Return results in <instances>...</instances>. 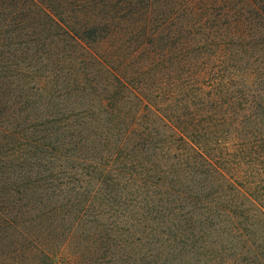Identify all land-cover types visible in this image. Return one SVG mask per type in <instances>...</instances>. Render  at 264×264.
<instances>
[{"label": "rangeland", "instance_id": "rangeland-1", "mask_svg": "<svg viewBox=\"0 0 264 264\" xmlns=\"http://www.w3.org/2000/svg\"><path fill=\"white\" fill-rule=\"evenodd\" d=\"M122 2L126 3L125 0H25L27 7L23 13L17 11L19 14H14L17 10L15 1L0 0V100L11 97L9 105H14L18 101L17 84L30 82V75L18 72L30 60L27 49L32 40V25L25 19L28 13L30 16L29 8L35 9L36 5L37 9L66 25L70 32L74 29L76 34L102 17V12ZM136 3L131 21L119 20L112 30L101 27L96 41L76 42L68 39L61 30L53 31L46 40L48 47L43 50L40 46L37 49L42 51L40 56L49 60L50 68L46 72H55L65 85L80 75L82 78L88 75L86 81L94 83L92 71L102 67L107 69L104 82L108 81L112 86L116 85L115 74L130 79L128 83L132 84L133 89L142 84L153 89L151 100L154 106L158 102L165 105L171 102L176 106L182 103L185 97L178 94V88L184 83L189 93H203L202 100L192 102L194 108L200 103L210 105L208 99L216 97L213 90H208L212 85L216 86L232 73L245 71L244 62L248 58L251 60L253 54H264V0H137ZM149 4L152 5L146 15L144 11ZM123 5V10H118L119 6L115 8L116 16L122 13L118 17H123L128 13L127 10L124 12L128 5ZM4 23L6 27L2 26ZM39 23L48 24L47 19ZM250 31L251 34L259 32L261 36L253 40L248 37ZM230 34L235 37L232 38ZM144 35H151L154 42L144 47L143 43L149 41ZM209 35L220 36L223 47L208 40ZM180 43L187 45L181 51L177 50ZM176 53H181L182 57ZM87 55L100 59L102 63L97 62L100 66L95 63L93 68L92 63L84 60ZM18 60L22 64H18ZM54 63L60 67L57 68L59 73L56 66H51ZM40 75L43 78L37 75L38 82L49 77L48 74ZM8 76L10 78L6 82ZM54 79H51L52 82ZM49 82L51 86L52 82ZM193 84L196 87L190 89ZM58 93H55V100L59 101L60 107L56 110L60 112H53L56 121L72 117L71 122L77 123L84 117L92 119L101 114L99 117L111 119L118 115L111 109L100 110L101 113L86 110L87 104L92 102L83 99L79 93L63 90ZM95 94L90 97L94 98V106L103 99L109 107H113L121 102L124 91L119 87ZM29 108L19 105L14 110L22 118L27 115L39 117L40 113H29ZM156 109H159L158 106ZM107 112L110 116L105 114ZM118 112L125 116V122H130L127 111ZM9 113L12 110L1 106L0 118H5ZM188 113L191 112L185 110L179 115L188 116ZM111 122L117 128V123ZM22 128L8 134L13 137L3 140L7 142L0 145V264H264V243L256 240L264 235V227L255 228L254 231L241 226L238 230L241 238L236 234L230 235L226 229L228 226L224 227L221 223L220 233L209 232L208 227L196 228L193 232L189 224L182 229L175 227L171 229L173 231L162 229L161 232L158 224H155L159 217H153L154 220L145 222L140 228L133 224L129 216L119 213L120 209L109 210L106 206H112L100 200L109 190L107 179L110 178L109 173H104L106 166L103 162L101 174H89L91 165L80 157L74 163L68 161L64 164L69 171L65 177H61L63 181L52 180L48 175L33 178L30 176L33 143L28 142L25 136L28 132H24V129L29 131L30 123L27 121ZM98 128L104 135H112L113 131H107L108 128ZM217 138L220 139V136ZM214 142L212 140L208 146L211 156H215L218 149V145L212 144ZM226 142L229 144L227 150L236 153L233 142ZM70 152L65 148L61 156L70 155ZM172 153L181 154L172 148L168 155L170 158H166L169 164L176 162L171 160ZM258 169L264 171V167L254 168ZM249 171L245 169L246 174ZM71 174H75V177L70 178ZM198 180L201 179L196 178V182ZM245 181L236 184L251 200L264 198V172L259 176L251 174ZM95 188L97 193L93 200L89 198V191ZM231 195V192L226 194ZM123 197L128 199L125 201L129 205L131 196L126 192ZM74 200L80 203V208L72 210L71 202ZM260 205H264V200ZM131 211L129 209L128 212ZM78 214L80 219L76 217ZM153 225H157L156 236ZM203 231L208 235L202 241L200 237ZM193 234L199 239L198 243L187 240Z\"/></svg>", "mask_w": 264, "mask_h": 264}, {"label": "trees", "instance_id": "trees-1", "mask_svg": "<svg viewBox=\"0 0 264 264\" xmlns=\"http://www.w3.org/2000/svg\"><path fill=\"white\" fill-rule=\"evenodd\" d=\"M13 1L17 7L14 14L23 13L22 11L27 7L25 0ZM125 1L126 3H117L115 7H111V10L102 12V17H98L99 19L94 20L92 25L79 30L76 34L74 29L70 32L66 25L49 13L40 11L36 5L35 9L29 8L30 16L28 13L25 19L32 25L30 31L32 40L29 41L30 48L27 49L30 60L26 66H23L22 71L18 72L30 75V82L17 84L18 101L14 105H9L12 102L11 97H7L5 101L0 100V108L4 106L12 110L10 115L0 118V145L7 142L3 140L13 137L8 134L21 129L28 121L30 129L29 131L24 129V132H28L25 135L28 142L33 143L31 147L33 163L30 164V176L33 178L38 179L48 175L52 180L63 181L61 177H65L69 171L64 164L68 161L74 163L80 157L85 158L86 164L91 165L92 171L89 174H101L103 162L106 166L104 173H109L110 178L107 179L109 190L106 189L105 197L100 200H105L112 206V208L106 206L109 210L120 209L119 213L129 216L133 224L140 228L145 222L154 220L153 217L160 218L155 224H158L161 232L162 229L173 231L171 229L175 227L182 229L184 225L189 224L193 232L196 228L208 227L209 232L220 233L221 223L224 227L228 226L226 229L230 235L236 234L241 238L238 231L241 226L254 231L255 228L264 227V207H262L264 205H260L264 198L251 200L242 187L238 188L236 184L247 182L245 179L251 174L259 176L264 172L259 169L254 170L264 167V54H253L251 60L248 58L244 62L245 71L232 73L216 86L212 85L208 90H213L217 95L208 99L210 105L200 103L194 108L191 106L192 102H198L196 99L200 100L203 93H189L187 84L182 83L183 85L178 88V94L185 97L184 101L177 106L171 105V102H168L170 105L158 102L157 110L151 100V95L154 96L153 89L147 88L146 84L133 89L132 84L128 83L130 79H126L125 75L120 77L113 74L116 85L112 86L108 81L104 82L107 69L102 67L95 69V63L102 61L93 55H87L84 60L93 64L94 83H89L91 80L86 81L88 75H83L84 78L80 75L75 81L65 85L55 72H46L47 68H50L49 60L40 56L42 51L37 49L40 46L42 49L48 47L46 40L48 36L51 37L53 31L61 30L68 39L76 42L96 41L101 27L112 30L119 20L128 22L133 19L137 0ZM123 4L128 5L124 9V12L127 10L128 13L118 17L122 13L116 16L115 8L119 6L118 10H123L122 7H125ZM151 5L149 4L144 11L146 15ZM46 19L48 24L39 23ZM2 26L7 25L4 23ZM139 28L142 29V25ZM146 36L144 35L145 38ZM220 36L209 35L207 39L223 47ZM230 36L235 37L234 34ZM260 36L261 33L251 34L250 31L248 37L256 40ZM147 37L149 41L143 43L144 47L154 42L151 35ZM193 43L194 39L190 45L192 46ZM195 43L197 44L198 41ZM185 46L187 45L180 43L177 50L181 51ZM176 54L182 57L181 53ZM18 64L22 63L18 60ZM43 64L45 66H42ZM60 65L63 67L62 62ZM51 66L60 68L55 63ZM56 72L59 73V69ZM40 73L48 74L47 80L38 82L39 78H43ZM109 76L112 77V73ZM9 78V76L5 78V81L7 82ZM51 79H54L53 82ZM49 80L52 82L51 86ZM119 87L124 91L121 102L109 107L107 101L100 99L96 106L93 105L94 98L90 97H94L95 93L99 94L101 91ZM195 87L194 84L190 85V89ZM61 90L79 93L84 97L83 99L92 102L87 104L86 110L101 113L111 109V112L118 115L111 119L99 117L101 114L92 119L84 117L80 122L77 120V123L71 122L72 117L56 121L54 119L56 114L53 112L54 110L60 112L56 110L60 107V103L55 100L57 99L55 93ZM19 105H25V109L31 106L28 112L40 113L39 117L27 115L22 118L16 113V109L14 110ZM120 110L128 112L130 122H125V116L118 112ZM185 110L191 113H188V116L179 115ZM105 114L110 116L108 112ZM112 120L117 123V128L112 126ZM57 123L59 126H56ZM97 125L103 128L112 126L107 129L113 131L112 135H104ZM51 126L56 127L52 129ZM218 136L220 139H216ZM212 140H215L212 144L218 145L215 156L210 155L208 148ZM227 140L236 146V153L227 150L226 147L229 146ZM222 142L225 144L223 145ZM65 148L70 149L71 154L62 157ZM172 148L181 154L172 153L171 160L176 162L169 164L166 158H170L168 155ZM245 169L250 170L248 174ZM69 177L74 178L75 174ZM196 178L201 180L196 182ZM126 192L131 196L129 205L125 201L128 199L123 197ZM228 192H231V197L226 196ZM96 193V188L90 190L89 198L94 200ZM71 204L72 210L80 208L77 200L72 201ZM129 209L132 211L128 212ZM85 211L87 213V207ZM76 217L80 219L79 214ZM152 229L156 236L157 225H153ZM134 233L139 234L138 231ZM201 235L203 241L208 234L203 231ZM193 236L190 235L191 239L187 240L190 243H198L199 239L195 238V234ZM256 240L258 243H264V235H260Z\"/></svg>", "mask_w": 264, "mask_h": 264}]
</instances>
